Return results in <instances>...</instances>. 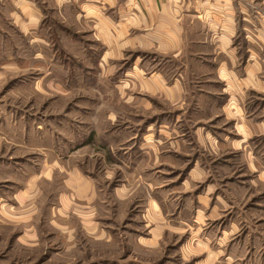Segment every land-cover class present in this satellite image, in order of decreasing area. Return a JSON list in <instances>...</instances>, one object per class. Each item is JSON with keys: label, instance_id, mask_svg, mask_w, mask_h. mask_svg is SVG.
Instances as JSON below:
<instances>
[{"label": "crops", "instance_id": "obj_1", "mask_svg": "<svg viewBox=\"0 0 264 264\" xmlns=\"http://www.w3.org/2000/svg\"><path fill=\"white\" fill-rule=\"evenodd\" d=\"M52 20L64 27L71 23L76 30L67 33L75 43L87 31L92 44L83 51L96 70L91 83H104V94L146 116L125 126L130 134L120 155L105 145L107 158L132 163L138 177L144 175L133 188L145 187L146 233L132 236L134 243L155 248L166 235H178L180 259L254 264L240 247L249 244L241 232L250 221L240 217L248 211L230 191L264 185V0H0V81L13 77L15 84L26 83L33 68L48 63L34 55L48 50L44 29ZM51 51L63 49L54 44ZM54 64L64 68L60 60ZM39 74L47 87L48 71ZM5 104L0 101V118L16 113ZM201 113L206 120L190 123V115ZM114 115L106 114L111 124ZM3 125L0 119V133ZM30 131L24 129L20 144L32 149ZM89 131L84 146L92 144L95 126ZM10 140L18 146L15 131ZM239 166L241 179L224 178ZM176 167L184 172L175 181L162 175ZM121 193L123 199L133 191ZM28 227L32 233L34 226ZM91 228L97 231L95 222ZM102 233L89 236L112 240ZM17 238L39 241L36 234Z\"/></svg>", "mask_w": 264, "mask_h": 264}, {"label": "rangeland", "instance_id": "obj_2", "mask_svg": "<svg viewBox=\"0 0 264 264\" xmlns=\"http://www.w3.org/2000/svg\"><path fill=\"white\" fill-rule=\"evenodd\" d=\"M48 24L51 27L44 29L49 31L48 50L43 56L34 55L48 63L33 68L26 83L18 79L15 84L13 77L0 81V101L16 108L13 115L0 118L5 130L0 133V264H194L195 258H179L178 235H166L155 248L134 243L132 236L146 233L141 224L145 187L142 183L133 188L144 175L138 177L132 163L107 158L105 145L112 144L113 152L120 155L130 134L125 126L140 123L146 116L104 94L108 90L104 83H91L96 70L83 51V46L87 49L92 44L87 31H81L75 43L67 33V29L71 33L76 30L71 23H64V27L52 20ZM54 44L63 51L52 52ZM54 60H60L64 68L52 65ZM40 71H48L47 87L45 79L41 82ZM109 111L116 113L112 124L106 118ZM188 118L194 123L205 116L201 113ZM211 122L217 125L220 121L213 117ZM94 126L93 142L84 146L83 140ZM12 128L18 146L10 140ZM24 129L31 130L27 144L32 143V149L20 144ZM42 142L48 146L40 147ZM181 168H167L162 175L172 177L182 172ZM242 168L225 172L224 178L241 179ZM171 180L175 181V176ZM125 188H132L133 194L122 199ZM77 189L84 196H75ZM90 190L93 194L86 195ZM21 191L23 195H19ZM230 192L248 211L240 215L241 221H250L241 235L251 239L249 244H240L241 251L254 257V264H264V185ZM62 195L64 202L59 200ZM92 222L99 232L89 230ZM31 225L34 228L29 233ZM101 229L112 240L89 236L103 237ZM22 233L36 234L39 241L25 243L17 238Z\"/></svg>", "mask_w": 264, "mask_h": 264}]
</instances>
